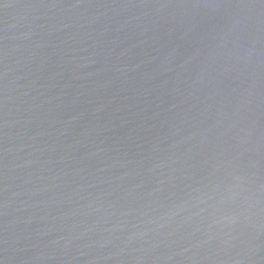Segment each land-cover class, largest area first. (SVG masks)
Listing matches in <instances>:
<instances>
[{
	"label": "water",
	"instance_id": "1",
	"mask_svg": "<svg viewBox=\"0 0 264 264\" xmlns=\"http://www.w3.org/2000/svg\"><path fill=\"white\" fill-rule=\"evenodd\" d=\"M0 264H264V0H0Z\"/></svg>",
	"mask_w": 264,
	"mask_h": 264
}]
</instances>
